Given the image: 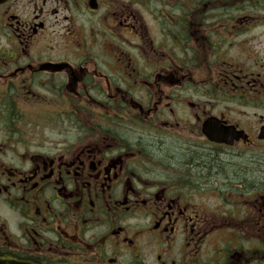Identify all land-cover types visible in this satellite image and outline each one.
<instances>
[{"label": "flooded vegetation", "instance_id": "obj_1", "mask_svg": "<svg viewBox=\"0 0 264 264\" xmlns=\"http://www.w3.org/2000/svg\"><path fill=\"white\" fill-rule=\"evenodd\" d=\"M260 169L264 0H0V264H264Z\"/></svg>", "mask_w": 264, "mask_h": 264}, {"label": "rangeland", "instance_id": "obj_2", "mask_svg": "<svg viewBox=\"0 0 264 264\" xmlns=\"http://www.w3.org/2000/svg\"><path fill=\"white\" fill-rule=\"evenodd\" d=\"M262 179V180H261ZM264 191V170H259V193ZM261 195V194H260ZM239 219V217H237ZM261 219L264 220L263 216H261ZM262 220V221H263ZM263 224V222H262ZM264 236V233L262 234Z\"/></svg>", "mask_w": 264, "mask_h": 264}, {"label": "trees", "instance_id": "obj_3", "mask_svg": "<svg viewBox=\"0 0 264 264\" xmlns=\"http://www.w3.org/2000/svg\"><path fill=\"white\" fill-rule=\"evenodd\" d=\"M262 180V179H261Z\"/></svg>", "mask_w": 264, "mask_h": 264}]
</instances>
